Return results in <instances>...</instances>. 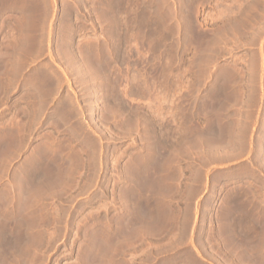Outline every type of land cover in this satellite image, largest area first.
I'll return each instance as SVG.
<instances>
[{
	"label": "rangeland",
	"instance_id": "374dc122",
	"mask_svg": "<svg viewBox=\"0 0 264 264\" xmlns=\"http://www.w3.org/2000/svg\"><path fill=\"white\" fill-rule=\"evenodd\" d=\"M0 264H264V0H0Z\"/></svg>",
	"mask_w": 264,
	"mask_h": 264
},
{
	"label": "bare ground",
	"instance_id": "6f19581e",
	"mask_svg": "<svg viewBox=\"0 0 264 264\" xmlns=\"http://www.w3.org/2000/svg\"><path fill=\"white\" fill-rule=\"evenodd\" d=\"M186 2V1H185ZM188 8V7H187ZM41 12H42V10H41ZM194 13V12H193ZM39 26V25H38ZM40 27V26H39ZM44 27V26H43ZM42 34V33H41Z\"/></svg>",
	"mask_w": 264,
	"mask_h": 264
}]
</instances>
